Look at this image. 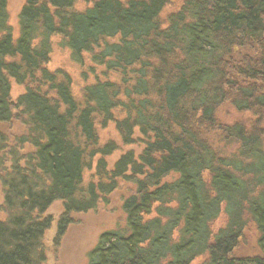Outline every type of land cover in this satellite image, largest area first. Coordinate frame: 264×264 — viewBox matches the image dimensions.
<instances>
[{
    "label": "trees",
    "instance_id": "trees-1",
    "mask_svg": "<svg viewBox=\"0 0 264 264\" xmlns=\"http://www.w3.org/2000/svg\"><path fill=\"white\" fill-rule=\"evenodd\" d=\"M79 1L25 0L15 34L0 0V264H45L47 231L61 239L121 181L133 184L124 225L100 234L88 264H264V0H182L165 17L172 0ZM55 40L101 68L79 95L49 67ZM226 104L249 119L221 118ZM110 122L124 144H143L111 169L118 145L98 134ZM250 223L260 252L240 256Z\"/></svg>",
    "mask_w": 264,
    "mask_h": 264
},
{
    "label": "rangeland",
    "instance_id": "rangeland-1",
    "mask_svg": "<svg viewBox=\"0 0 264 264\" xmlns=\"http://www.w3.org/2000/svg\"><path fill=\"white\" fill-rule=\"evenodd\" d=\"M25 0H9L10 23L14 28V33L18 34V16ZM93 0H80L79 8H84L91 4ZM182 0H172L165 11V17L170 11L179 7ZM53 52L51 55V62L49 67L51 69L63 68L71 74L73 80V91L79 95L81 87L86 83L91 82L96 76L102 77L101 68L91 69L94 65L86 56L85 66H80L71 60L70 51L58 45L55 40ZM92 65V66H91ZM91 66V67H90ZM23 92V87L13 83L12 95L17 98ZM221 118L235 121H246L249 119V114L233 111L229 104L223 105L219 110ZM22 124L18 121H13L5 128L10 134H20L23 130ZM98 134L100 142L105 144L114 141L118 145V150L106 157L108 167L111 169L116 160L122 153L133 150L138 155L143 147L140 142L133 144H124L118 130L113 122H110L106 127L98 126ZM211 139L215 146L225 154H232L236 148L234 144H228L222 140L220 134H211ZM28 147V146H27ZM99 157V156H98ZM93 160L92 166L86 169L84 179L86 182L93 179L96 171L97 160ZM95 180V179H94ZM133 190V184L130 182L121 181L119 187L108 196L107 201H101L95 210L85 213L73 214V223L69 226L65 235L55 240L56 226H53L47 231L45 236V245L47 261L45 264H86L89 250L95 246L100 234L108 229H114L117 226L124 225L125 214L122 209L123 199ZM2 200V193L0 191V204ZM63 210L62 201H55L48 209L47 214L55 218V222ZM4 218V212L0 209V219ZM225 222V216L220 217L214 222V230H217ZM259 233L255 226L250 223L246 226L245 235H243L240 245L236 250V254L240 256H252L260 252L258 245ZM204 257H198L192 264H202ZM88 264V263H87Z\"/></svg>",
    "mask_w": 264,
    "mask_h": 264
}]
</instances>
